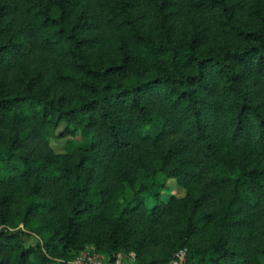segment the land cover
I'll return each mask as SVG.
<instances>
[{
    "label": "trees",
    "instance_id": "obj_1",
    "mask_svg": "<svg viewBox=\"0 0 264 264\" xmlns=\"http://www.w3.org/2000/svg\"><path fill=\"white\" fill-rule=\"evenodd\" d=\"M89 244L264 264V0H0V264Z\"/></svg>",
    "mask_w": 264,
    "mask_h": 264
},
{
    "label": "rangeland",
    "instance_id": "obj_2",
    "mask_svg": "<svg viewBox=\"0 0 264 264\" xmlns=\"http://www.w3.org/2000/svg\"><path fill=\"white\" fill-rule=\"evenodd\" d=\"M65 127H66V123L65 122L61 123L60 127L56 130V134L50 138V144H51L52 148L54 149V151L57 153L63 152L65 150L66 144L73 138V136L69 135V134L63 135V130L65 129ZM164 194H166V195L173 194L177 198H184L187 195V189L185 187L181 186L177 182L176 179L172 178V179H169V181L167 182ZM218 231H219V229L211 226L208 229H206L205 231L198 233V235L195 237L198 240L197 244L199 246L207 245L208 243H210L211 241H213L215 239ZM235 235L239 239H242L245 236V234L242 231L237 232ZM259 237L255 241L256 244L260 243ZM30 240H31V238H30ZM130 240H133V238L131 237ZM165 244H166L165 240L163 238L159 237L157 239L156 243L153 244L152 249L155 252H161L165 248ZM119 252H121L125 256V258L129 255L130 252H133L136 254V252L134 250L122 249V250L118 251L117 253H119ZM84 254H91V255L95 254L98 256H104L106 258H112L107 254V252L103 248H100V247L98 248L94 244H89L83 250L78 252L74 258H72L70 260L62 259L59 261V264H73L72 263L73 261L79 259V257L84 255ZM136 256H137V254H136ZM125 262H127L126 259H125Z\"/></svg>",
    "mask_w": 264,
    "mask_h": 264
},
{
    "label": "built area",
    "instance_id": "obj_3",
    "mask_svg": "<svg viewBox=\"0 0 264 264\" xmlns=\"http://www.w3.org/2000/svg\"><path fill=\"white\" fill-rule=\"evenodd\" d=\"M187 255V249L182 248L178 250L172 260L168 264H185V259ZM125 259L127 262H125ZM136 254L130 252L129 255L125 256L119 252L113 258H106L104 256L84 254L79 257V259L73 261V264H136Z\"/></svg>",
    "mask_w": 264,
    "mask_h": 264
}]
</instances>
